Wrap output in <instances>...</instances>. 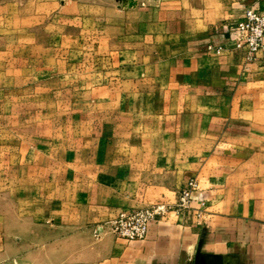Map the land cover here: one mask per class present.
<instances>
[{
	"label": "rangeland",
	"instance_id": "obj_1",
	"mask_svg": "<svg viewBox=\"0 0 264 264\" xmlns=\"http://www.w3.org/2000/svg\"><path fill=\"white\" fill-rule=\"evenodd\" d=\"M165 1L0 0V264L100 259L111 231L86 205L112 199L134 147L172 145L146 69Z\"/></svg>",
	"mask_w": 264,
	"mask_h": 264
},
{
	"label": "crops",
	"instance_id": "obj_2",
	"mask_svg": "<svg viewBox=\"0 0 264 264\" xmlns=\"http://www.w3.org/2000/svg\"><path fill=\"white\" fill-rule=\"evenodd\" d=\"M164 5V18L156 8L149 18L146 69L171 107L165 119L174 125L162 134L172 145L134 147L115 189L102 190L112 199L87 204L82 217L92 225L122 210L172 204L196 177L194 206L200 199L208 202L205 220L186 224L172 214L151 222L148 236L136 241L108 232L97 245L100 259L87 248L84 264H191L197 254L204 264H264V52L245 65L227 41L228 26L247 7L264 3L166 0ZM140 28L137 21L134 35ZM211 43L227 50L209 51Z\"/></svg>",
	"mask_w": 264,
	"mask_h": 264
},
{
	"label": "built area",
	"instance_id": "obj_3",
	"mask_svg": "<svg viewBox=\"0 0 264 264\" xmlns=\"http://www.w3.org/2000/svg\"><path fill=\"white\" fill-rule=\"evenodd\" d=\"M262 1L264 3V0ZM227 31V41L231 44L228 50L240 55L245 65L253 63L258 55L264 52V5L247 7L242 16L228 26ZM207 49L218 53L227 50L224 45L214 43L209 44ZM197 190L198 179L192 177L178 190L176 202L172 204L160 202L122 210L105 225L117 237L136 241L148 236L151 222L166 219L172 214L186 224L194 220L204 221L208 202L200 199L198 206H194V193Z\"/></svg>",
	"mask_w": 264,
	"mask_h": 264
},
{
	"label": "water",
	"instance_id": "obj_4",
	"mask_svg": "<svg viewBox=\"0 0 264 264\" xmlns=\"http://www.w3.org/2000/svg\"><path fill=\"white\" fill-rule=\"evenodd\" d=\"M131 4V3H130ZM201 263V257L199 254L196 255V258H195V264H200Z\"/></svg>",
	"mask_w": 264,
	"mask_h": 264
},
{
	"label": "flooded vegetation",
	"instance_id": "obj_5",
	"mask_svg": "<svg viewBox=\"0 0 264 264\" xmlns=\"http://www.w3.org/2000/svg\"><path fill=\"white\" fill-rule=\"evenodd\" d=\"M200 264H204V262L202 261V259H201V263Z\"/></svg>",
	"mask_w": 264,
	"mask_h": 264
}]
</instances>
